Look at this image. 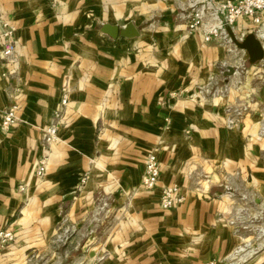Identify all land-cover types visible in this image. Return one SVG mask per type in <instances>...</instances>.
<instances>
[{
  "label": "crops",
  "instance_id": "obj_1",
  "mask_svg": "<svg viewBox=\"0 0 264 264\" xmlns=\"http://www.w3.org/2000/svg\"><path fill=\"white\" fill-rule=\"evenodd\" d=\"M192 1L0 0V17L15 28L22 85L16 126L0 127V231L15 235L0 264L26 255L45 260L41 264L88 262L100 249L106 254L101 264H232L243 240L231 224L238 197L264 200L263 142L253 137L257 116L244 129L229 130L224 100L190 98L218 78L224 60L217 41L205 44L187 32L179 15ZM126 25L138 36L103 32ZM252 29L250 20L240 19L230 31L247 36ZM258 68L251 80L262 99ZM4 70L0 66V121L10 87L19 84L2 78ZM63 86L69 89L64 126L47 152L41 129L52 122ZM241 95L234 91L227 101ZM150 152L159 179L154 191L144 192ZM44 156L46 173L37 180ZM84 175L86 185L76 192ZM171 185L185 200L165 211L160 191ZM103 202L110 217L98 224L93 220ZM62 217L77 233L59 249L53 241ZM89 234L93 246L75 251Z\"/></svg>",
  "mask_w": 264,
  "mask_h": 264
},
{
  "label": "built area",
  "instance_id": "obj_2",
  "mask_svg": "<svg viewBox=\"0 0 264 264\" xmlns=\"http://www.w3.org/2000/svg\"><path fill=\"white\" fill-rule=\"evenodd\" d=\"M188 9L182 12L179 17L185 22L186 30L190 35H199L203 43L208 44L213 41L222 43L223 48H227V52L233 53L234 56L238 52L244 54V58L234 60L232 68L227 63H220V68L227 74L228 69H232L231 74L224 76L221 81L211 78L204 86L197 87L190 95L192 100H224L225 127L229 130L244 129L245 121L257 116V131L253 137L263 142L264 152V98L258 99L255 93V86L251 78L258 73L254 68L260 65L264 75V64L256 63L246 67L247 55L243 51H237L233 45L226 29H232L236 22L240 19L250 20L253 26V34L264 29V0H193L188 5ZM15 28L9 20L0 17V66L5 70L1 73L4 79L17 81L13 87H10L9 100L10 105L2 112L0 127L3 131H9L18 122L17 113L20 110V100L22 95V85L17 75L20 65V58L17 52V46L14 42ZM238 42H241L245 34L234 35ZM259 67V68H260ZM258 68V69H259ZM234 91H242L241 97L234 101H227L229 95ZM69 105V89L67 86L60 88V100L58 108L53 114V120L41 129V143L48 152L50 147L59 141L58 129L64 126L63 112ZM247 140L251 141L250 136ZM47 157L44 156L34 171L35 178L42 180L46 173ZM160 165L155 153L147 154L144 162V173L141 180V188L146 192H152L157 188L159 179ZM87 182V176H82L79 185L75 191H80ZM23 192V186L19 187ZM225 194L234 199L235 191L228 185L224 187ZM240 202L250 203L253 199L245 194L239 195ZM185 198L177 185L165 186L160 191L159 205L162 210L168 211L174 209L184 202ZM237 211V210H236ZM236 213V212H235ZM101 215V217H100ZM110 217V210L107 202H103L98 210L94 222L100 224L102 220ZM235 218V217H234ZM234 225V220L231 222ZM77 233V228L68 222L66 217H62L60 228L55 235L54 244L59 249L66 248ZM87 236L83 244L74 245L75 251L87 250L93 246V239ZM15 235L10 230L0 231V253L7 250L14 242ZM70 251L65 250L63 257L68 258ZM105 252L100 249L91 257L88 262L77 261L74 264H101L105 259ZM207 264H215L210 261Z\"/></svg>",
  "mask_w": 264,
  "mask_h": 264
},
{
  "label": "rangeland",
  "instance_id": "obj_3",
  "mask_svg": "<svg viewBox=\"0 0 264 264\" xmlns=\"http://www.w3.org/2000/svg\"><path fill=\"white\" fill-rule=\"evenodd\" d=\"M218 43L224 53V60L220 63L225 62L232 68L234 60L243 59L245 57L241 52H238L237 55L234 56L233 53L227 52V48H223L222 43ZM237 51H239V49H237ZM249 66L250 64L247 60L246 67ZM221 71L223 72L219 67L217 74L218 78H214L215 80L222 77ZM52 147H50V150ZM140 189L144 191L141 188V184ZM235 212L233 226L238 229L243 240L237 250L239 253L234 255L232 264H264V200L251 201L250 203L241 201L236 204ZM44 261L45 260L39 259V257H35V255H26V257L20 261L15 260V264H41Z\"/></svg>",
  "mask_w": 264,
  "mask_h": 264
},
{
  "label": "water",
  "instance_id": "obj_4",
  "mask_svg": "<svg viewBox=\"0 0 264 264\" xmlns=\"http://www.w3.org/2000/svg\"><path fill=\"white\" fill-rule=\"evenodd\" d=\"M233 45L243 51L247 55V60L250 65H254L256 63L264 64V45L260 42L257 36L253 33L244 37L241 42H238L230 31V29H226ZM103 32L112 38H117L118 33L126 38L137 37V31L132 27V25H126L123 29H118L116 27L105 26L103 28ZM232 73V69H228V74ZM86 251V249H84ZM90 257L94 256V253L89 254Z\"/></svg>",
  "mask_w": 264,
  "mask_h": 264
},
{
  "label": "bare ground",
  "instance_id": "obj_5",
  "mask_svg": "<svg viewBox=\"0 0 264 264\" xmlns=\"http://www.w3.org/2000/svg\"><path fill=\"white\" fill-rule=\"evenodd\" d=\"M257 38L260 42H262V44L264 45V29H261L258 33H257Z\"/></svg>",
  "mask_w": 264,
  "mask_h": 264
}]
</instances>
